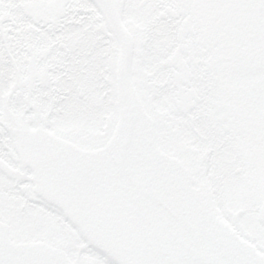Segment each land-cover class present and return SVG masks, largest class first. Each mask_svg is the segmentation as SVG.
I'll return each mask as SVG.
<instances>
[{
  "label": "snow or ice",
  "instance_id": "obj_1",
  "mask_svg": "<svg viewBox=\"0 0 264 264\" xmlns=\"http://www.w3.org/2000/svg\"><path fill=\"white\" fill-rule=\"evenodd\" d=\"M0 264H264V0H0Z\"/></svg>",
  "mask_w": 264,
  "mask_h": 264
}]
</instances>
